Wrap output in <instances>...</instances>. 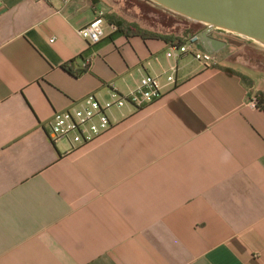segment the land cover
Listing matches in <instances>:
<instances>
[{
	"label": "crops",
	"instance_id": "obj_1",
	"mask_svg": "<svg viewBox=\"0 0 264 264\" xmlns=\"http://www.w3.org/2000/svg\"><path fill=\"white\" fill-rule=\"evenodd\" d=\"M111 1L0 0V264H264V110L250 103L264 77L221 63L237 36L217 30L212 67L167 57L164 39L111 38L108 23L91 46L80 31ZM154 15L128 22L185 36ZM82 57L87 72L64 69ZM146 76L160 99L111 110L87 146L50 141L55 112Z\"/></svg>",
	"mask_w": 264,
	"mask_h": 264
},
{
	"label": "built area",
	"instance_id": "obj_2",
	"mask_svg": "<svg viewBox=\"0 0 264 264\" xmlns=\"http://www.w3.org/2000/svg\"><path fill=\"white\" fill-rule=\"evenodd\" d=\"M106 23L104 13L101 12L80 31V34L91 46L97 45L105 38ZM113 29L115 30V28ZM200 35L188 36L184 43H172L167 57L180 59L190 56L207 67L214 66L216 64L214 55L200 48L202 43ZM91 60L92 58H86V61L82 63V68H90ZM176 73L177 66H173L165 73L169 83L175 84ZM158 80V77L146 76L142 79L139 87L127 95L120 94L112 87L110 100L106 102H101L94 93L89 94L83 100L73 103L70 108L55 112L46 125L47 136L53 144L66 141L74 149L97 141L113 128L109 115L111 110L123 109L126 106L141 110L160 99L162 94ZM250 103L251 106L257 108V97H253Z\"/></svg>",
	"mask_w": 264,
	"mask_h": 264
},
{
	"label": "water",
	"instance_id": "obj_3",
	"mask_svg": "<svg viewBox=\"0 0 264 264\" xmlns=\"http://www.w3.org/2000/svg\"><path fill=\"white\" fill-rule=\"evenodd\" d=\"M165 10L209 28L200 35L212 54L224 44L212 38L222 31L264 47V0H149Z\"/></svg>",
	"mask_w": 264,
	"mask_h": 264
},
{
	"label": "rangeland",
	"instance_id": "obj_4",
	"mask_svg": "<svg viewBox=\"0 0 264 264\" xmlns=\"http://www.w3.org/2000/svg\"><path fill=\"white\" fill-rule=\"evenodd\" d=\"M110 4H112V7H110L105 14L114 13L124 18L126 21L134 20L144 24H153L152 20L155 18L152 19L148 17L147 14L154 17V12L158 11L175 19V33L180 35L191 28L192 24L203 28V33L209 30L205 25L169 12L149 0H112ZM142 4H146L148 8H144ZM144 15H146L147 18ZM144 19L148 23L145 22ZM160 31L167 33L165 30ZM235 38L237 39L231 40V46L225 51V56L220 62L227 63L235 69L244 71L246 74L252 75L253 78L257 76L264 77V47L242 37Z\"/></svg>",
	"mask_w": 264,
	"mask_h": 264
},
{
	"label": "trees",
	"instance_id": "obj_5",
	"mask_svg": "<svg viewBox=\"0 0 264 264\" xmlns=\"http://www.w3.org/2000/svg\"><path fill=\"white\" fill-rule=\"evenodd\" d=\"M104 17H105L107 23L111 27L115 28V31L112 34L111 38H115L119 35L125 34L128 36H130V35L141 36L144 39L160 38V39L166 40L167 42H169L171 44L174 43V41H171V38L157 34V33H154V32H150L148 30H145V29L141 28L138 24L128 22L124 18L120 17L117 14L110 13V14L105 15ZM203 31H204L203 28H201L200 26L197 27V26H195V24H192L191 28L186 30L185 36H183L182 38H175V43H184L185 38H187L188 36L202 34ZM84 61H86V58L82 57V63ZM74 65H75V62H72L71 64L65 65L64 69L71 72L75 76H81L82 74L87 72L89 69V68L80 67L79 70L75 71L73 69ZM214 66H217V65H214ZM219 67H221V66H219ZM221 68L225 71H230V72H233L234 74L239 75L238 72H236L235 70H233L231 68H225V67H221ZM240 76L243 78V80H245V82L248 83L247 77L243 76L242 74H240ZM256 97L258 100L257 107L264 110V92L258 93V95H256Z\"/></svg>",
	"mask_w": 264,
	"mask_h": 264
},
{
	"label": "flooded vegetation",
	"instance_id": "obj_6",
	"mask_svg": "<svg viewBox=\"0 0 264 264\" xmlns=\"http://www.w3.org/2000/svg\"><path fill=\"white\" fill-rule=\"evenodd\" d=\"M213 32V31H212Z\"/></svg>",
	"mask_w": 264,
	"mask_h": 264
}]
</instances>
